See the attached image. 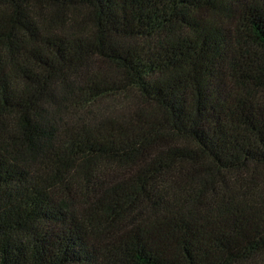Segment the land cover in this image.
<instances>
[{"label":"trees","instance_id":"1","mask_svg":"<svg viewBox=\"0 0 264 264\" xmlns=\"http://www.w3.org/2000/svg\"><path fill=\"white\" fill-rule=\"evenodd\" d=\"M0 264H264V0H0Z\"/></svg>","mask_w":264,"mask_h":264}]
</instances>
